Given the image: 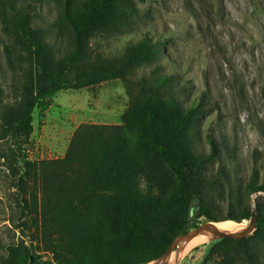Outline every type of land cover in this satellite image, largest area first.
I'll return each mask as SVG.
<instances>
[{"label": "rangeland", "instance_id": "1", "mask_svg": "<svg viewBox=\"0 0 264 264\" xmlns=\"http://www.w3.org/2000/svg\"><path fill=\"white\" fill-rule=\"evenodd\" d=\"M209 1L111 0L109 16L85 35L66 83L74 85L93 65L126 64L146 36L154 49L117 78L61 90L48 111L34 112L25 148L35 174L23 183V163L2 125L20 114L38 84L36 43L24 30L56 67L75 49L73 24L82 25L103 0H0V264L23 252L35 264L54 261L55 248L79 233L97 237L108 253L128 246V202H158L162 214L171 212L180 180L141 133L145 113L166 126L203 102L186 124L184 147L204 162L210 214L221 220L232 204L243 210L253 202L264 210V190H245L264 185V0H216L218 11ZM197 211L195 201L193 222H211ZM243 222L246 228L250 220ZM246 238L255 264H264V230ZM221 240L182 245L170 264H253L239 242L205 262Z\"/></svg>", "mask_w": 264, "mask_h": 264}, {"label": "trees", "instance_id": "2", "mask_svg": "<svg viewBox=\"0 0 264 264\" xmlns=\"http://www.w3.org/2000/svg\"><path fill=\"white\" fill-rule=\"evenodd\" d=\"M110 1L103 0L102 7L96 10L82 25L73 24L76 32V46L73 52L61 59L56 67H52L49 55L45 48L38 42L37 37L31 31L24 30V35L34 41L39 58L38 84L25 96L22 111L17 116H6L2 129L4 138L12 140L16 155L22 161L24 169L20 178L27 183L35 174V164L29 160L25 146L29 143L34 131L33 114L35 111L44 113L54 104V96L67 88L82 89L109 81L120 76L128 64L136 57H144L152 52L154 44L146 36L136 47L131 58L123 65H93L82 75L74 85L66 83V75L83 54V39L100 22L105 20L110 13ZM210 7L218 11L220 6L216 0H210ZM71 21V20H70ZM72 22V21H71ZM205 104H192L184 115H175L166 126H159L146 113L140 120L139 129L147 140L154 143V147L163 155L175 170L180 180V191L175 202L171 206L169 214H162L160 206L155 203L150 206L134 205L126 203L127 223L131 230V240L128 246L117 247L110 253L106 252L100 240L85 233H79L68 244L54 250V261H46L42 264H149L160 258L170 247L172 242L181 234L197 228L199 224L190 218L191 207L198 201L197 218L207 217L210 221H224L227 219L237 222L250 220L253 208L240 210L232 204L228 210L231 214L221 220H215L210 214V207L204 197L206 182L203 177V160L190 156L184 147L186 124L199 116L204 110ZM214 143V140H212ZM247 192L254 193L264 190V185L256 186L248 184ZM258 224L255 233L259 235L264 230V210L257 205ZM159 220L163 225L155 226L151 221ZM249 238L232 239L224 238L214 246L205 262L215 255L224 253V246L230 242H239L243 245L244 253L248 260L256 263V257L252 249L247 245ZM36 258L29 252H23L19 256H11L6 264H35Z\"/></svg>", "mask_w": 264, "mask_h": 264}, {"label": "water", "instance_id": "3", "mask_svg": "<svg viewBox=\"0 0 264 264\" xmlns=\"http://www.w3.org/2000/svg\"><path fill=\"white\" fill-rule=\"evenodd\" d=\"M257 194H261V193L258 192ZM252 206H253L252 218L250 219L249 225L243 230H240L238 232H229L223 230L218 226V223H220L221 221L206 222L198 226L197 228L191 229L190 231L176 237L175 240L170 245V247L168 248V250L160 258L156 259L151 263L170 264L171 258L176 249H178L182 245H186V246L189 245L195 238L207 232H212L215 234V236L222 239L232 238L239 240L248 237L257 229V224H258V215H257V208L255 202L252 203ZM228 220L230 219L224 221H228Z\"/></svg>", "mask_w": 264, "mask_h": 264}, {"label": "bare ground", "instance_id": "4", "mask_svg": "<svg viewBox=\"0 0 264 264\" xmlns=\"http://www.w3.org/2000/svg\"><path fill=\"white\" fill-rule=\"evenodd\" d=\"M245 223L244 222H237V221H234V220H228V221H221L220 223H218V226L220 228H222L223 230H225V231L238 232V231L242 230L245 227ZM213 238H215V234L212 233V232H207V233H204L201 236L195 238L190 243V245H187V246L193 247L195 245L204 244V243H207V242L211 241ZM175 258L176 257L173 255V258H171V261L173 259H175ZM150 264H152V263H150Z\"/></svg>", "mask_w": 264, "mask_h": 264}]
</instances>
